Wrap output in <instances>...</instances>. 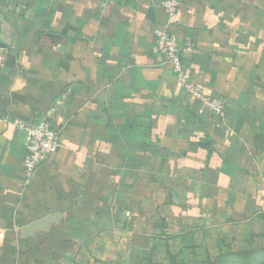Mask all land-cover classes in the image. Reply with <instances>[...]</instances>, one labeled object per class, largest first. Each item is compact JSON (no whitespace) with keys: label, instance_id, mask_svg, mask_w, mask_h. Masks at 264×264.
Masks as SVG:
<instances>
[{"label":"crops","instance_id":"0c3cea01","mask_svg":"<svg viewBox=\"0 0 264 264\" xmlns=\"http://www.w3.org/2000/svg\"><path fill=\"white\" fill-rule=\"evenodd\" d=\"M160 2L0 0V264H204L264 247V0H181L171 19ZM165 26L194 44L185 69L223 120L152 52ZM41 119L60 144L26 177L11 124Z\"/></svg>","mask_w":264,"mask_h":264},{"label":"built area","instance_id":"2783aa9c","mask_svg":"<svg viewBox=\"0 0 264 264\" xmlns=\"http://www.w3.org/2000/svg\"><path fill=\"white\" fill-rule=\"evenodd\" d=\"M180 3L181 0H161L160 7L171 19L178 12ZM152 35L151 50L161 58L163 64L169 67L176 86L185 93L190 102L198 104L201 110L211 113L220 121L223 120L225 118L224 100L220 97L206 95L202 86L194 83L185 69L183 58L195 52L194 44L176 42L166 26L155 28ZM3 65L4 56L0 47V68ZM11 125L25 134L26 156L23 159V170L26 177H29L49 155L58 149L60 130L45 119L36 123L15 120Z\"/></svg>","mask_w":264,"mask_h":264},{"label":"rangeland","instance_id":"374dc122","mask_svg":"<svg viewBox=\"0 0 264 264\" xmlns=\"http://www.w3.org/2000/svg\"><path fill=\"white\" fill-rule=\"evenodd\" d=\"M204 264H264V247L250 246L241 251L227 253L213 261L205 260Z\"/></svg>","mask_w":264,"mask_h":264},{"label":"water","instance_id":"95a60500","mask_svg":"<svg viewBox=\"0 0 264 264\" xmlns=\"http://www.w3.org/2000/svg\"><path fill=\"white\" fill-rule=\"evenodd\" d=\"M53 220H54V217H48V218H45L44 220H41L39 222H35L33 224H30V225L22 228L20 231V234L23 237L31 236L33 232H35L36 230H40L43 227L49 225Z\"/></svg>","mask_w":264,"mask_h":264},{"label":"trees","instance_id":"16d2710c","mask_svg":"<svg viewBox=\"0 0 264 264\" xmlns=\"http://www.w3.org/2000/svg\"><path fill=\"white\" fill-rule=\"evenodd\" d=\"M226 255H227V254H222V255H220V256H226ZM220 256H217V257L214 258L213 260H216L217 258H220ZM170 260H171L172 264H175L174 258L170 257ZM213 260H212V261H213Z\"/></svg>","mask_w":264,"mask_h":264}]
</instances>
